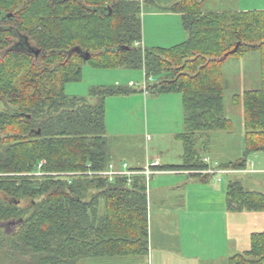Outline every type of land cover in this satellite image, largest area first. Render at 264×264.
I'll use <instances>...</instances> for the list:
<instances>
[{"label": "trees", "instance_id": "1", "mask_svg": "<svg viewBox=\"0 0 264 264\" xmlns=\"http://www.w3.org/2000/svg\"><path fill=\"white\" fill-rule=\"evenodd\" d=\"M202 4L179 0L170 9L181 15L185 41L145 48L137 0H0V101L7 105L0 110V264H78L147 253L145 176L128 182L84 174L114 161L106 99L136 91L96 86L89 90L92 102L66 94L84 64L142 70L146 92L179 94L181 168L205 181L213 173H204L200 139L232 130L224 56L237 43L233 55L257 51L259 87L233 98L242 105L244 150L220 168L246 169L251 154L264 152V10L204 12ZM226 204L234 213L264 212V195L233 180ZM228 264H264V231L253 233L249 249Z\"/></svg>", "mask_w": 264, "mask_h": 264}, {"label": "crops", "instance_id": "2", "mask_svg": "<svg viewBox=\"0 0 264 264\" xmlns=\"http://www.w3.org/2000/svg\"><path fill=\"white\" fill-rule=\"evenodd\" d=\"M171 15L181 16L168 11L159 14V17L165 20ZM145 84L144 80V88ZM180 102L181 108L178 114L174 113L175 118L178 119L176 130L169 133L175 142V157L179 158V161L168 160L162 152L156 154L154 159L159 161V166L151 168L152 173L146 180V184L149 181V190H146L147 253L135 257L87 258L80 260L78 264L84 261L85 264H106V262L126 264L127 259L135 260L137 264L141 261L142 264H218L220 262L228 264L231 256L239 254L237 251L241 239L249 245L253 233L264 231V212L234 213L227 209L226 204V186L233 180L240 181L248 191L264 195V156L262 153L251 154L246 169L222 170L220 165L236 161L241 157L244 137L238 142L237 155L240 157L229 161L225 159L224 146L231 144L228 141L230 139L227 138L231 130L212 132L200 139L199 150L203 162L210 171H213V175L205 181L192 176V172L181 168L183 147L182 154L178 155L181 149L176 145L175 139L176 135L183 132L181 97ZM169 144L172 148L173 143ZM149 162L146 159L138 166L129 167L145 170ZM112 163L118 166L126 162H118L114 158ZM224 176L230 180L224 182ZM98 259L99 261H96ZM112 259L117 260L111 261ZM90 260L93 263L89 262Z\"/></svg>", "mask_w": 264, "mask_h": 264}, {"label": "rangeland", "instance_id": "3", "mask_svg": "<svg viewBox=\"0 0 264 264\" xmlns=\"http://www.w3.org/2000/svg\"><path fill=\"white\" fill-rule=\"evenodd\" d=\"M177 1L179 0H147L139 3L143 47L168 48L182 43L187 38L188 35L183 28L181 16L171 15L165 20L159 17V14L170 11ZM202 9L216 12L264 10V0H203ZM222 68L225 83V114L232 122V130L231 132H215H228L227 138L230 139L228 141L231 144L224 146L226 147L225 159L233 161L241 156L237 155L238 142L242 141L244 136L242 105H235L233 98L236 95H241L244 91L255 90L259 87V53L251 50L244 55H230L224 60ZM113 85L130 86L136 91L130 95L106 99L105 125L110 150L114 158L118 162H126L132 167L138 166L146 159L152 161L156 154L162 152L168 160L178 162L179 158L175 157V142L169 133L176 130L178 119L175 118L174 113H177L181 108V96L179 94L146 93L142 70L98 69L90 64H84L81 80L68 83L65 86V92L70 96L83 97L92 102L93 100L89 97L91 88ZM5 107L7 105L0 101V110L4 111ZM169 143H173L172 148ZM176 145L181 149L178 154L181 155V142L177 141ZM261 153L264 156V152ZM223 180L226 182L230 178L224 176ZM147 190H149V181ZM12 224L14 225V223ZM9 227L12 228V226ZM248 247L249 245L241 239L237 252L243 253L246 249L248 250ZM116 260L112 259L111 261ZM84 262L81 264H85ZM89 262L93 263L92 260ZM106 264L113 263L106 262ZM126 264H137V262L127 259ZM139 264H142V261Z\"/></svg>", "mask_w": 264, "mask_h": 264}, {"label": "built area", "instance_id": "4", "mask_svg": "<svg viewBox=\"0 0 264 264\" xmlns=\"http://www.w3.org/2000/svg\"><path fill=\"white\" fill-rule=\"evenodd\" d=\"M137 1L139 3L140 2L142 3L146 0H137ZM136 45H139V44L137 43ZM158 166H159V161L156 159L150 161L145 170H140V171L130 168L129 165L126 163H121L118 166H116L114 163H110L105 171H101V172L87 171L84 174H87L90 176L91 175L105 176L109 179V181H113L114 178L117 176H124L128 179V182H130L131 177L136 176V175H144L146 180H148V176L152 173L151 168L158 167ZM205 173H213V171L208 170V171H205Z\"/></svg>", "mask_w": 264, "mask_h": 264}, {"label": "water", "instance_id": "5", "mask_svg": "<svg viewBox=\"0 0 264 264\" xmlns=\"http://www.w3.org/2000/svg\"><path fill=\"white\" fill-rule=\"evenodd\" d=\"M239 44H240V43H237V44L235 45V47H234L230 52H228L227 54H225L224 57H227V56H229V55H233L234 53H236V52H237V49H238V47H239ZM71 52H75V53H79V54L81 53V51H80L78 48L73 49ZM34 53L37 55V54L39 53V51H38V50H35ZM81 55H82L84 61H88V59L90 58V54H89L88 52H85V53H83V54H81ZM39 133H40V131H36V134H37V135H38Z\"/></svg>", "mask_w": 264, "mask_h": 264}]
</instances>
